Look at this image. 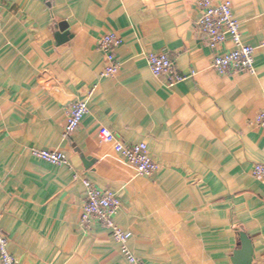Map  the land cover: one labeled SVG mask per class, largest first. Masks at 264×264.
I'll return each mask as SVG.
<instances>
[{
    "label": "crops",
    "instance_id": "obj_1",
    "mask_svg": "<svg viewBox=\"0 0 264 264\" xmlns=\"http://www.w3.org/2000/svg\"><path fill=\"white\" fill-rule=\"evenodd\" d=\"M197 1L0 0V225L18 264H127L109 231L81 227L82 177L118 194L116 223L143 264H233L242 233L253 264H264V183L253 176L264 164V0H230L244 43L257 49V73L231 76L213 69ZM108 32L123 40L114 78L102 76L97 49ZM149 53L196 75L167 88ZM77 101L90 112L67 138ZM102 128L146 143L158 173L140 176L101 141ZM33 149L62 152L70 166Z\"/></svg>",
    "mask_w": 264,
    "mask_h": 264
},
{
    "label": "built area",
    "instance_id": "obj_2",
    "mask_svg": "<svg viewBox=\"0 0 264 264\" xmlns=\"http://www.w3.org/2000/svg\"><path fill=\"white\" fill-rule=\"evenodd\" d=\"M198 17L195 21L196 28L206 38L208 46L216 51L213 69L221 76L257 73L255 63L256 47L246 45L242 39L240 22L233 12V3L230 0L217 3L214 0L197 1ZM231 41L233 49L227 52L219 50ZM123 44L122 38L114 32L101 36L97 43L98 51L104 56L105 69L102 76L114 78L121 69V62L116 55L118 48ZM264 47V44L262 45ZM148 64L152 74L162 79L167 88H174L196 75L181 74L176 68L174 59L168 53H149ZM96 90L93 87L89 92L91 97ZM90 108L87 101H77L67 110L68 122L65 128V137L75 134L84 118L89 114ZM257 125L264 128V111L256 119ZM100 139L113 145L115 151L129 164L134 166L140 176L152 178L160 170V166L150 156L146 143L128 144L106 128L100 131ZM34 158L54 166H70L68 157L59 151L33 149ZM253 176L264 183V164H256ZM74 174V179H79ZM84 187V205L80 225L89 229L94 225L110 232L114 241L120 246L127 264H143L131 251L129 243L132 233L124 230L116 223L122 203L117 193L109 189L97 187L89 179L82 177ZM1 223V215H0ZM0 261L2 264H18L17 259L10 251L9 240L3 233L0 225Z\"/></svg>",
    "mask_w": 264,
    "mask_h": 264
},
{
    "label": "water",
    "instance_id": "obj_3",
    "mask_svg": "<svg viewBox=\"0 0 264 264\" xmlns=\"http://www.w3.org/2000/svg\"><path fill=\"white\" fill-rule=\"evenodd\" d=\"M61 30L64 31L65 28L62 25ZM67 33L65 34H59L58 39L64 40L67 37ZM241 243H242V249L239 251H236L233 258V264H253L254 260V248L252 241L249 239L247 235L244 233L241 234Z\"/></svg>",
    "mask_w": 264,
    "mask_h": 264
}]
</instances>
